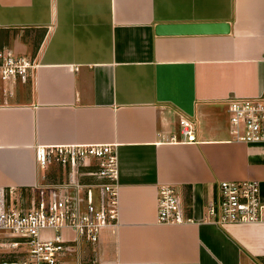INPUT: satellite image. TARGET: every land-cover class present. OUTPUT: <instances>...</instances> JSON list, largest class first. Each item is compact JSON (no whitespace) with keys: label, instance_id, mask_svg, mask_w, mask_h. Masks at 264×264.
<instances>
[{"label":"crops","instance_id":"obj_1","mask_svg":"<svg viewBox=\"0 0 264 264\" xmlns=\"http://www.w3.org/2000/svg\"><path fill=\"white\" fill-rule=\"evenodd\" d=\"M200 21L227 29L156 30ZM0 47L37 63L0 91V186L41 176L37 143L117 145L119 223L80 264H264V222L205 217L219 179L255 178L264 200V141L231 138L227 110L264 91V0H0ZM161 183L193 221H157Z\"/></svg>","mask_w":264,"mask_h":264},{"label":"built area","instance_id":"obj_2","mask_svg":"<svg viewBox=\"0 0 264 264\" xmlns=\"http://www.w3.org/2000/svg\"><path fill=\"white\" fill-rule=\"evenodd\" d=\"M37 63L0 47V90L25 82ZM231 138L264 141V91L230 96ZM182 140H193V124L179 117ZM175 137V135H172ZM41 176L24 187L0 186V264H80L86 247L119 223L117 145L102 142L37 143ZM26 193V194H25ZM157 221H193L175 184L157 187ZM205 217L219 225L264 222L259 181L219 179Z\"/></svg>","mask_w":264,"mask_h":264},{"label":"water","instance_id":"obj_3","mask_svg":"<svg viewBox=\"0 0 264 264\" xmlns=\"http://www.w3.org/2000/svg\"><path fill=\"white\" fill-rule=\"evenodd\" d=\"M226 29L227 22L223 21L170 22L158 24L156 27L159 33H211Z\"/></svg>","mask_w":264,"mask_h":264},{"label":"rangeland","instance_id":"obj_4","mask_svg":"<svg viewBox=\"0 0 264 264\" xmlns=\"http://www.w3.org/2000/svg\"><path fill=\"white\" fill-rule=\"evenodd\" d=\"M17 83H18V82H17ZM17 83H16V84H17ZM0 91H2V90H0ZM2 92H3V91H2ZM25 194H26V193H25Z\"/></svg>","mask_w":264,"mask_h":264}]
</instances>
